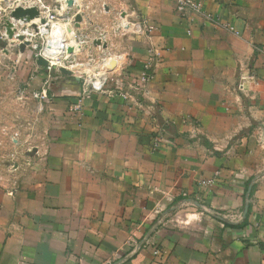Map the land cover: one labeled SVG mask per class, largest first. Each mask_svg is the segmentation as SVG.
I'll use <instances>...</instances> for the list:
<instances>
[{
	"label": "crops",
	"instance_id": "0c3cea01",
	"mask_svg": "<svg viewBox=\"0 0 264 264\" xmlns=\"http://www.w3.org/2000/svg\"><path fill=\"white\" fill-rule=\"evenodd\" d=\"M199 1L238 34L174 0L70 6L79 60L135 72L158 51L126 99L83 94L71 67H0V264H264V0ZM139 18L151 29L119 27Z\"/></svg>",
	"mask_w": 264,
	"mask_h": 264
},
{
	"label": "built area",
	"instance_id": "2783aa9c",
	"mask_svg": "<svg viewBox=\"0 0 264 264\" xmlns=\"http://www.w3.org/2000/svg\"><path fill=\"white\" fill-rule=\"evenodd\" d=\"M32 2H35L32 4ZM175 10L182 17L189 14L203 18L205 21L212 23L216 26H224L238 34L229 24H223L218 16L206 11L201 1L199 0H174ZM36 4V5H35ZM76 0H56L53 6L45 4L43 0H30V5H21L22 7L34 6L38 9L40 20L36 23V29H26L25 34L30 38L40 35L42 37L41 46L34 54L41 55L48 61L46 68L51 70L52 66H65L70 68L74 64L82 65L80 69L72 70L74 73L79 74L82 85V93L86 94L90 91L106 93L108 96H118L126 99L128 97V90L141 91L146 90V86L154 77V66L158 62L159 53L155 49H148L147 57L144 60L142 67L131 72L127 70L124 59L120 54L101 55L99 61H96L91 55L87 56V62H83L76 58V54L81 52L85 47V41L80 39L77 33L72 30V40L77 46L69 45L66 38L68 28H71L73 18L68 14L70 6H74ZM119 27L124 32L138 33L140 31H148L151 26L146 18H139L133 22L120 21ZM18 35V34H17ZM101 46V45H99ZM38 45L34 44L33 48ZM51 47L55 50L56 56L60 55V60L63 64H53L52 58L49 55L48 48ZM72 47V52L68 53L67 48ZM110 56V57H108ZM86 65V66H85ZM48 80L43 81L42 88L39 92L34 93V97L38 100L48 99ZM107 83H111L110 88H106ZM80 105L76 108L79 109ZM17 134H14L15 137ZM167 141L164 135V130L160 129L153 137V146L155 148L163 145ZM16 152H13L15 158ZM13 158V159H14ZM212 179L203 181L204 184L210 185Z\"/></svg>",
	"mask_w": 264,
	"mask_h": 264
},
{
	"label": "rangeland",
	"instance_id": "374dc122",
	"mask_svg": "<svg viewBox=\"0 0 264 264\" xmlns=\"http://www.w3.org/2000/svg\"><path fill=\"white\" fill-rule=\"evenodd\" d=\"M21 5H30V0H0V67L3 68L4 71H13V66L20 58L33 61L32 55L38 51L41 46V39L43 36L41 37L40 35H36L30 38L27 35H23L24 30L31 29L32 24L39 22L41 17L39 13L34 18L25 16L21 19H11V10L16 6ZM73 13L74 11L68 12V14L72 17ZM71 28L73 32L77 33L76 26L74 25V18ZM17 34L19 36L22 35L23 38L19 39L20 37L17 36ZM34 44L38 45L36 49L33 48ZM99 50L102 51L101 49ZM80 53L81 52H78V54ZM92 57L95 58L96 61H99L101 55L94 54ZM80 60L85 63L87 62V59L84 60L81 58ZM7 78L10 77L8 76Z\"/></svg>",
	"mask_w": 264,
	"mask_h": 264
},
{
	"label": "water",
	"instance_id": "95a60500",
	"mask_svg": "<svg viewBox=\"0 0 264 264\" xmlns=\"http://www.w3.org/2000/svg\"><path fill=\"white\" fill-rule=\"evenodd\" d=\"M38 9L34 6H29V7H22V6H16L15 8H13L10 12V15H11V19H21L25 16L29 17V18H34L36 15H38ZM81 21V15L80 14H76L75 17H74V25L77 27L79 25ZM32 28L33 29H36V25L35 24H32ZM19 36V35H17ZM20 38L19 39H22L23 36L20 35L19 36ZM97 45H102L103 47H105L106 45L104 43H102L100 40L96 42ZM67 52L68 53H71L72 52V47H68L67 48ZM33 58L35 59L36 61V64L39 65V66H42V67H46L48 65V61L42 57L41 55H35L33 54ZM54 69L58 70L60 73L62 74H66V75H70L71 74V70L69 68H66L65 66H55L53 65L52 66ZM77 79H79V77H77ZM250 186L248 187V191H247V194H246V197L249 196V193H250ZM247 211H248V202L246 201L245 204H244V207H243V213H242V216L245 217L246 214H247ZM217 218L224 220V218L220 215H215Z\"/></svg>",
	"mask_w": 264,
	"mask_h": 264
},
{
	"label": "bare ground",
	"instance_id": "6f19581e",
	"mask_svg": "<svg viewBox=\"0 0 264 264\" xmlns=\"http://www.w3.org/2000/svg\"><path fill=\"white\" fill-rule=\"evenodd\" d=\"M32 3H35V2H32ZM68 33H70V34H68ZM24 34H25V30H24ZM66 34H67L66 38H71V39L68 40L70 42L68 44L69 45H73L74 47L77 46L76 43L72 40V37H73L72 28H69L68 32H66ZM48 52H49V55L52 58L53 64H61V65L63 64V62L60 60V55L56 56L57 54L55 53V50H53L51 47H49L48 48ZM81 66L82 65H80V64H74L73 66H71V68H73V70L74 69H80Z\"/></svg>",
	"mask_w": 264,
	"mask_h": 264
},
{
	"label": "trees",
	"instance_id": "16d2710c",
	"mask_svg": "<svg viewBox=\"0 0 264 264\" xmlns=\"http://www.w3.org/2000/svg\"><path fill=\"white\" fill-rule=\"evenodd\" d=\"M246 221V218L244 219V221L242 222V224Z\"/></svg>",
	"mask_w": 264,
	"mask_h": 264
}]
</instances>
